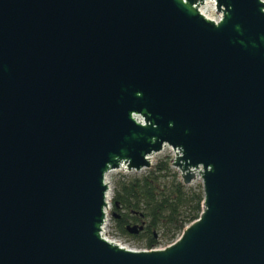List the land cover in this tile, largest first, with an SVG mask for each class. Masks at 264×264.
I'll use <instances>...</instances> for the list:
<instances>
[{"label": "water", "instance_id": "1", "mask_svg": "<svg viewBox=\"0 0 264 264\" xmlns=\"http://www.w3.org/2000/svg\"><path fill=\"white\" fill-rule=\"evenodd\" d=\"M164 147L198 217L105 239L106 174ZM0 264H264V0H0Z\"/></svg>", "mask_w": 264, "mask_h": 264}, {"label": "trees", "instance_id": "2", "mask_svg": "<svg viewBox=\"0 0 264 264\" xmlns=\"http://www.w3.org/2000/svg\"><path fill=\"white\" fill-rule=\"evenodd\" d=\"M201 202V185H183L169 159H163L144 173L116 179L110 215L120 235L143 240L149 249L158 244L159 236L173 241L185 225L198 217ZM127 224L142 225V229L132 235L124 229Z\"/></svg>", "mask_w": 264, "mask_h": 264}, {"label": "rangeland", "instance_id": "3", "mask_svg": "<svg viewBox=\"0 0 264 264\" xmlns=\"http://www.w3.org/2000/svg\"><path fill=\"white\" fill-rule=\"evenodd\" d=\"M205 9H208V11H209L208 14L210 15L212 12L211 7L206 6ZM170 158H171V152L169 151V149L167 147H164L161 151H159V152H157L151 156V164H154V163H156L160 160H163V159H169L170 160ZM144 172H145V169L138 171V172H133V171L132 172H122L119 170H112V171H109L105 176V179H106V182L108 185L107 196H108V205H109V207L107 209V213H108L107 214L108 215V224L106 227L107 236L110 239L116 240L122 246L127 247L129 249H134V250L145 249L144 242H143V240L135 239V238L130 237V236L120 235L118 233V231L114 228L112 217L110 215V208H111L110 199L113 195L115 181H116V179L120 178L121 175L131 176V175H138V174H141ZM197 185H200L199 180H195L187 186H197ZM175 236H178V235H175ZM157 237H158V235H157ZM158 241H159L158 244H160V245H167V244L171 243L172 240L166 241V240H163L159 236Z\"/></svg>", "mask_w": 264, "mask_h": 264}, {"label": "built area", "instance_id": "4", "mask_svg": "<svg viewBox=\"0 0 264 264\" xmlns=\"http://www.w3.org/2000/svg\"><path fill=\"white\" fill-rule=\"evenodd\" d=\"M211 7V14L209 15L208 14V17H218V14H216L215 13V11H214V8H213V6L211 5L210 6ZM208 13H209V11H208ZM168 148V147H167ZM169 149V151L171 152V158H172V156H173V153H172V151H171V149L170 148H168ZM170 158V159H171ZM107 207H109V205H108V203H107ZM108 209V208H107ZM108 213H107V211H106V213H105V217H104V220H103V224H102V226H101V235L105 238V239H107V240H110V241H113V242H115V243H118V244H120L119 242H117L116 240H114V239H110L108 236H107V233H106V227H107V224H108V215H107ZM172 242V241H171ZM121 245V244H120ZM164 246H166V245H160V244H157V245H155L154 247H152V248H149V249H157V248H162V247H164ZM140 250H142V249H140ZM143 250H148V249H143Z\"/></svg>", "mask_w": 264, "mask_h": 264}, {"label": "bare ground", "instance_id": "5", "mask_svg": "<svg viewBox=\"0 0 264 264\" xmlns=\"http://www.w3.org/2000/svg\"><path fill=\"white\" fill-rule=\"evenodd\" d=\"M212 4L206 3L201 7V12L208 17V9H205L206 6H211Z\"/></svg>", "mask_w": 264, "mask_h": 264}, {"label": "flooded vegetation", "instance_id": "6", "mask_svg": "<svg viewBox=\"0 0 264 264\" xmlns=\"http://www.w3.org/2000/svg\"><path fill=\"white\" fill-rule=\"evenodd\" d=\"M116 219H118V216H116Z\"/></svg>", "mask_w": 264, "mask_h": 264}]
</instances>
